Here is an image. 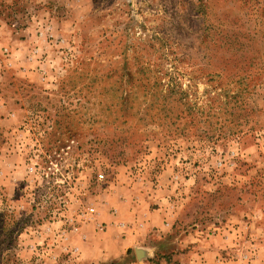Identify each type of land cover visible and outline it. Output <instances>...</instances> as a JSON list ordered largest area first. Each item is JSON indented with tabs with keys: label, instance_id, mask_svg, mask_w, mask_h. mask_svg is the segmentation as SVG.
<instances>
[{
	"label": "rangeland",
	"instance_id": "obj_1",
	"mask_svg": "<svg viewBox=\"0 0 264 264\" xmlns=\"http://www.w3.org/2000/svg\"><path fill=\"white\" fill-rule=\"evenodd\" d=\"M121 186L149 264H264V0H0V264H119L80 244Z\"/></svg>",
	"mask_w": 264,
	"mask_h": 264
},
{
	"label": "crops",
	"instance_id": "obj_2",
	"mask_svg": "<svg viewBox=\"0 0 264 264\" xmlns=\"http://www.w3.org/2000/svg\"><path fill=\"white\" fill-rule=\"evenodd\" d=\"M116 189L112 199L104 204V211L98 216L99 221L92 224L90 237L89 228L86 230L88 237L83 234L86 235L80 244L83 258L89 263L125 259V264H149V260L161 248L152 239L173 234L171 209L165 205L166 200L162 199L161 194L155 196L152 189L141 190L137 186ZM105 222L108 224L107 229L102 230V223ZM177 234H191L190 238L181 236L179 242L190 243L195 237L193 233ZM91 248L95 250L94 253ZM217 252L208 248V245L205 248L190 246L180 264H212L215 263L212 258L216 259Z\"/></svg>",
	"mask_w": 264,
	"mask_h": 264
},
{
	"label": "trees",
	"instance_id": "obj_3",
	"mask_svg": "<svg viewBox=\"0 0 264 264\" xmlns=\"http://www.w3.org/2000/svg\"><path fill=\"white\" fill-rule=\"evenodd\" d=\"M115 262H117L119 264H125L127 261L125 260V262H120V261H115Z\"/></svg>",
	"mask_w": 264,
	"mask_h": 264
},
{
	"label": "built area",
	"instance_id": "obj_4",
	"mask_svg": "<svg viewBox=\"0 0 264 264\" xmlns=\"http://www.w3.org/2000/svg\"><path fill=\"white\" fill-rule=\"evenodd\" d=\"M101 177H104V175H101Z\"/></svg>",
	"mask_w": 264,
	"mask_h": 264
}]
</instances>
